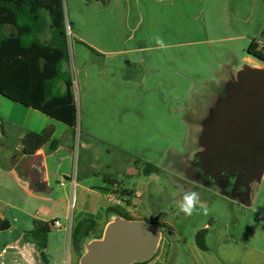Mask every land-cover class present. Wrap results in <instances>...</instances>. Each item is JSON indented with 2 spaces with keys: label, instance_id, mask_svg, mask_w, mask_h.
Returning <instances> with one entry per match:
<instances>
[{
  "label": "rangeland",
  "instance_id": "1",
  "mask_svg": "<svg viewBox=\"0 0 264 264\" xmlns=\"http://www.w3.org/2000/svg\"><path fill=\"white\" fill-rule=\"evenodd\" d=\"M63 10L69 59L62 71L73 81L77 110L74 147H64L68 137L57 134L64 173L50 169L49 190L26 179L0 187V216L15 223L1 235L14 238L16 226L32 230L35 220L58 218L66 226V216L74 222L108 219L114 206L103 177L109 174L135 194L120 208L161 225L162 259L156 264H216L222 244L232 250L230 242H243L264 224L257 213L264 184L254 183L251 206L215 190L200 196L207 215L198 210L186 216L177 214L178 204L191 186L180 190L171 173L186 159L194 162L202 119L213 116L237 70L264 65L247 60L252 40L264 32V0H63ZM10 142L3 141V167L15 160ZM147 164L160 171L144 175ZM130 168L139 173L128 175ZM65 174L80 184L68 205L61 202L69 183ZM203 228H210L208 251L196 245ZM52 231L61 240V231Z\"/></svg>",
  "mask_w": 264,
  "mask_h": 264
},
{
  "label": "trees",
  "instance_id": "2",
  "mask_svg": "<svg viewBox=\"0 0 264 264\" xmlns=\"http://www.w3.org/2000/svg\"><path fill=\"white\" fill-rule=\"evenodd\" d=\"M254 41L250 44L248 55L264 62V54L257 50ZM68 50L63 0H0V96L37 110L75 132L77 110L73 81L62 71L63 63L69 59ZM54 133L53 127L39 133H28L21 141L23 154L32 156L43 147L56 150L59 141L54 138ZM159 171L153 164H147L143 169L146 176ZM105 182L116 184L108 177ZM32 183L37 184V181ZM117 184L120 195L128 202L135 195L134 191ZM110 211L134 219L124 208L113 207ZM88 223L93 224L83 219L74 227L72 238L75 242ZM53 225V221L35 220L34 228L23 232L24 240L33 242L39 248L44 262H48L46 251ZM208 234V229L196 233V245L202 251L209 250Z\"/></svg>",
  "mask_w": 264,
  "mask_h": 264
},
{
  "label": "water",
  "instance_id": "3",
  "mask_svg": "<svg viewBox=\"0 0 264 264\" xmlns=\"http://www.w3.org/2000/svg\"><path fill=\"white\" fill-rule=\"evenodd\" d=\"M263 66H244L232 76L213 116L203 125L202 147L194 158L197 170L214 179L228 180L240 170L242 189L230 198L247 206L254 200V183L264 178ZM162 239L159 223L111 211L101 236L92 238L87 232L78 240L79 264L146 263L157 255Z\"/></svg>",
  "mask_w": 264,
  "mask_h": 264
},
{
  "label": "crops",
  "instance_id": "4",
  "mask_svg": "<svg viewBox=\"0 0 264 264\" xmlns=\"http://www.w3.org/2000/svg\"><path fill=\"white\" fill-rule=\"evenodd\" d=\"M262 34H264V32ZM47 36H49V33ZM247 60L251 63L256 61L249 55L247 57ZM47 127L54 128V138L58 141V133L67 136L68 138L65 140L64 147L73 150L74 146L72 135L75 132L72 128L37 110L24 107L20 104L12 102L5 97L0 96V158L2 157L3 139L8 140L9 142L11 141V146L14 149V152H16L12 167H3L0 165V187L10 189L11 187L8 185L10 184V179H13L17 184L20 183L22 179H26L28 181H31V183L37 181V184L40 185L42 189L49 190L51 173L50 169H54L52 170L51 174L64 173V171L61 170L63 158L59 154V150L61 147L60 141L59 146L56 150L50 151L48 147H43L32 156H26L25 154H23V147L21 143L22 139L28 133H39ZM2 130L4 131V135ZM56 158L58 161L57 164H54V160ZM21 164H24V167H22V169H24V173L20 174L18 168L21 167ZM131 170L135 171L134 175L138 174V170L134 168H130L129 173ZM107 177L113 181H116V184L118 183L117 179L114 176L106 174L105 178ZM105 178L103 177V181L107 189L110 190L112 184L106 183ZM64 179L68 180L69 183L67 184L68 188L63 189L65 197L61 199V202L68 205L70 193L74 195L77 188L80 187V184L78 183L77 177L74 178L65 174ZM262 183L264 184V178L262 180ZM61 184L62 186L65 185L64 183ZM31 192L33 194L38 193L33 190H31ZM257 213L264 218V201L262 210L257 211ZM65 218L68 220L66 226L58 218H55V220H59L61 222L62 227H53L52 230H60L62 238L61 240L57 241L53 235V231H51L48 238V247L46 251L48 257L50 258H48V262H44L40 258V250L36 246V244H34L33 242H27L23 238V232L29 230L16 226L13 233L14 238H11L10 235H1L2 231L8 229L11 230L12 228H14L15 223L13 221L7 223L5 221L6 218H4V216H0V227L2 225L5 226L4 230L0 229V264H79L81 254L77 247L78 241L75 242L72 238V231L74 227L83 219L92 221L93 224L88 223L84 228L82 235L89 232L91 234V237L95 238L101 236L108 222V219L95 222L92 219L81 218L78 221L74 222L72 217L66 216ZM40 221L50 222L49 220ZM153 222L159 223L158 221ZM204 227L206 228L207 225H205ZM96 231L100 232V235L92 236V233H95ZM253 231H255V233H252L251 237L246 238V240H244L243 242H239L238 244H235V242H230L231 245H233L232 250L228 249V244H222V246L226 248H223V251H220L216 254V256L218 257H215L216 259H218V262L216 261V264H264V224L255 226ZM257 234L259 235V237H261L257 238ZM65 240L66 243L64 242ZM161 259L162 257H160V255H158L157 253L152 261L150 263L146 262V264H156V262Z\"/></svg>",
  "mask_w": 264,
  "mask_h": 264
},
{
  "label": "flooded vegetation",
  "instance_id": "5",
  "mask_svg": "<svg viewBox=\"0 0 264 264\" xmlns=\"http://www.w3.org/2000/svg\"><path fill=\"white\" fill-rule=\"evenodd\" d=\"M207 120L208 118L203 117L202 123L205 124ZM185 161L187 162L186 165L175 167L174 171L171 173L173 180H175L178 184V188L180 187V185H190L191 187L189 190L191 192H198L200 196L205 195L208 192L218 190L220 193H223L228 197H234L233 193L235 194L236 189L238 190L239 187L242 189L243 183L239 179V175L242 174L240 170L234 172L232 176L228 178V180L221 178L214 179L202 174L199 170H197L194 162L189 161V159H186ZM128 175L131 174L129 173ZM177 195L182 196L181 191L179 192V194L177 193Z\"/></svg>",
  "mask_w": 264,
  "mask_h": 264
},
{
  "label": "clouds",
  "instance_id": "6",
  "mask_svg": "<svg viewBox=\"0 0 264 264\" xmlns=\"http://www.w3.org/2000/svg\"><path fill=\"white\" fill-rule=\"evenodd\" d=\"M153 39H155L156 44L158 45L159 48L163 49L166 47L161 37L155 36L153 37ZM198 210L202 211L203 214L205 215H207L208 213V208L206 204L201 201L199 193L193 191L190 193H186L183 196V199L178 204L177 214L182 212L186 216H191L193 215V213L197 212Z\"/></svg>",
  "mask_w": 264,
  "mask_h": 264
},
{
  "label": "built area",
  "instance_id": "7",
  "mask_svg": "<svg viewBox=\"0 0 264 264\" xmlns=\"http://www.w3.org/2000/svg\"><path fill=\"white\" fill-rule=\"evenodd\" d=\"M255 44L257 50L264 54V34H262L258 39H255ZM108 200L113 204L114 207H121L126 203L127 198H123L119 193L118 184H113L111 189L107 193ZM54 227L61 228V222L59 220H54Z\"/></svg>",
  "mask_w": 264,
  "mask_h": 264
}]
</instances>
